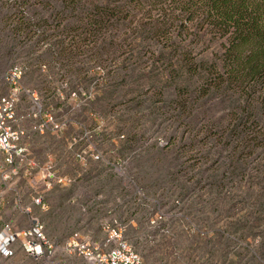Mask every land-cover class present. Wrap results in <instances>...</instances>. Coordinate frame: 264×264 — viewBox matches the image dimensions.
<instances>
[{
	"label": "rangeland",
	"instance_id": "obj_1",
	"mask_svg": "<svg viewBox=\"0 0 264 264\" xmlns=\"http://www.w3.org/2000/svg\"><path fill=\"white\" fill-rule=\"evenodd\" d=\"M47 2L0 0V96L8 92L5 73L21 64V86L38 93L43 109L33 118L21 95L17 124L35 167L27 175L22 165L4 198L16 194L26 205L42 196L46 210L32 213L59 245L73 232L100 240L103 225L115 221L142 264H264L262 151L241 162L234 143L205 137L206 117L222 118L223 106L205 107L192 120L176 117L158 64L152 73L150 63L130 73L136 65L129 54L98 64L76 57L80 70L67 77L65 62L54 57L56 38H45ZM20 18L30 26L17 31ZM115 69L130 73L123 84L110 76ZM49 117L57 130L48 124L40 133L36 127ZM45 165L68 187L46 190ZM28 221L19 214L16 226Z\"/></svg>",
	"mask_w": 264,
	"mask_h": 264
},
{
	"label": "trees",
	"instance_id": "obj_2",
	"mask_svg": "<svg viewBox=\"0 0 264 264\" xmlns=\"http://www.w3.org/2000/svg\"><path fill=\"white\" fill-rule=\"evenodd\" d=\"M47 1L45 38H56L54 57L65 62L67 77L80 70L73 68L76 57L98 64L129 54L136 65L130 73L144 63L152 73L158 64L176 117L192 120L206 115L205 107L223 106L222 118L206 117L205 137L234 143L232 155L241 162L264 154V0ZM21 21L17 31L30 26ZM125 70L110 76L123 84Z\"/></svg>",
	"mask_w": 264,
	"mask_h": 264
},
{
	"label": "built area",
	"instance_id": "obj_3",
	"mask_svg": "<svg viewBox=\"0 0 264 264\" xmlns=\"http://www.w3.org/2000/svg\"><path fill=\"white\" fill-rule=\"evenodd\" d=\"M24 73V66L15 64L4 75L8 92L0 96V185L15 178L22 165H27L24 169L27 175L35 167L27 158V146L22 142L24 134L17 124L16 108L21 95H24L31 103L33 118L40 116L43 109L38 93L22 88ZM48 124L57 130L58 125L50 117L49 121L41 122L36 128L41 133ZM50 169L46 165L43 167L45 175L42 179L46 190L70 182L66 177L49 172ZM35 208L46 210L42 196L31 199L26 205L20 197L13 200L14 212L29 218L25 229L16 226L14 217L2 219L0 216V264H75L76 260L86 264H142L139 254L125 240V228L115 221L103 225L100 240L73 232L59 245L57 239L47 236L44 225L33 215L32 209Z\"/></svg>",
	"mask_w": 264,
	"mask_h": 264
},
{
	"label": "crops",
	"instance_id": "obj_4",
	"mask_svg": "<svg viewBox=\"0 0 264 264\" xmlns=\"http://www.w3.org/2000/svg\"><path fill=\"white\" fill-rule=\"evenodd\" d=\"M24 166L26 167L27 165H24ZM6 187L7 186L5 184H1L0 185V216L2 217V219H7L8 218V214L7 215L5 214V208H7V207L10 208L11 207L10 210L12 211L11 213L13 215L9 214L10 215L9 217H12V218L14 217L15 222H16L17 219L19 218V213L14 212V210L12 209V203H13V200L15 199L16 196L17 197H20V196L15 194L11 200H6L4 198V196H3V194H4L5 190H6ZM57 187H68V186L65 185V186H57ZM83 235L90 236L89 234H83ZM90 237L94 238L92 236H90Z\"/></svg>",
	"mask_w": 264,
	"mask_h": 264
}]
</instances>
